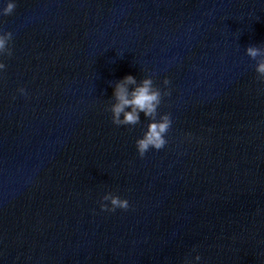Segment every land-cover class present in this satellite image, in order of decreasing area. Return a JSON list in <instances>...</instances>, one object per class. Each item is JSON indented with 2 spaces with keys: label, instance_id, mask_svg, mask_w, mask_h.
<instances>
[{
  "label": "water",
  "instance_id": "water-1",
  "mask_svg": "<svg viewBox=\"0 0 264 264\" xmlns=\"http://www.w3.org/2000/svg\"><path fill=\"white\" fill-rule=\"evenodd\" d=\"M16 5L0 17V264H264V83L244 53L264 46V0ZM125 75L169 81L167 144L142 159L144 114L106 110ZM105 192L129 209L100 211Z\"/></svg>",
  "mask_w": 264,
  "mask_h": 264
},
{
  "label": "clouds",
  "instance_id": "clouds-1",
  "mask_svg": "<svg viewBox=\"0 0 264 264\" xmlns=\"http://www.w3.org/2000/svg\"><path fill=\"white\" fill-rule=\"evenodd\" d=\"M16 6V0H0V17L11 15ZM11 40L12 33L0 29V74L6 67L3 58L12 55ZM244 53L250 60L255 61L256 78L264 83V46L250 45L244 49ZM162 83L165 88L163 92L155 86L149 76L137 82L134 76L125 75L115 82L112 90L113 102L106 109L111 114V122L116 126H135L141 122L140 113L144 114L148 122L141 136L135 140V150L141 159L149 149L159 151L167 144L166 134L172 125V120L168 113L158 114V108L162 97L169 94L167 91L169 81L165 78ZM16 91L21 96L27 95L23 87L17 88ZM98 204L102 212H114L117 209L127 211L130 207L126 198H121L112 192H105ZM200 260V255L196 254L191 260H185L184 264H193V261Z\"/></svg>",
  "mask_w": 264,
  "mask_h": 264
}]
</instances>
